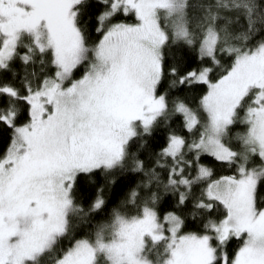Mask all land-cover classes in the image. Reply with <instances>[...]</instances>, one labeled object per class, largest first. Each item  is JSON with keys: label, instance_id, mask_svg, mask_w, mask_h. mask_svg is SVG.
<instances>
[{"label": "snow or ice", "instance_id": "6c2138e0", "mask_svg": "<svg viewBox=\"0 0 264 264\" xmlns=\"http://www.w3.org/2000/svg\"><path fill=\"white\" fill-rule=\"evenodd\" d=\"M0 264H264V0H0Z\"/></svg>", "mask_w": 264, "mask_h": 264}]
</instances>
